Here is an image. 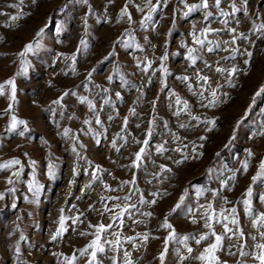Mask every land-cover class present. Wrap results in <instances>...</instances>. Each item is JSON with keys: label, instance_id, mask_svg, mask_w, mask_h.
<instances>
[{"label": "rangeland", "instance_id": "obj_1", "mask_svg": "<svg viewBox=\"0 0 264 264\" xmlns=\"http://www.w3.org/2000/svg\"><path fill=\"white\" fill-rule=\"evenodd\" d=\"M235 2L241 7V0ZM126 3L132 15L131 24L127 17L119 18ZM185 3L199 4L200 0H169L166 7L159 6L153 21L141 27L147 8L140 12L137 6L144 8L145 0H131L130 3L129 0H111V3L109 0H87L86 3L84 0H36L35 3L32 0L22 3L0 0V13H5L0 15V84L15 77L16 85L11 112L6 111L10 88L6 87L5 95L0 96V164L12 159L21 162L12 169L0 170V193L4 195L0 199V264H18L15 252L18 241L20 259L25 264H63V258L73 254L77 257L75 264H88V257L80 256L79 250L94 238L95 228H90L89 224H112L113 227L102 234L101 242L115 240L113 233H119L121 241L119 251L105 243V253L97 256L98 264H112L114 255L117 264H124V251L131 253L133 264H160L158 257L169 231L161 227L165 217L175 228L177 239L169 242L164 264H179L177 253L187 255L179 242L180 237H190L187 245L193 248L194 255L212 242L210 238L197 245L192 237L198 238L207 231L199 205L212 202L219 211L222 200L213 199V192L231 201L224 205L225 208L236 207L245 234L243 241H225L223 249L217 253L220 261L237 264L243 259V264H257L251 258H241L236 247L231 249L237 253L234 256L228 254V249L230 244L244 243V250L251 252L257 242L251 237H259L242 203L243 193L250 185L254 211L264 212V204L259 201V195L264 194V179L252 181L264 159V136L259 134L264 131V94L256 95L264 88V34L253 28L254 24L264 23V0H248L247 17L243 11L236 17H221V9L231 12L229 5L233 0H222L219 9L215 7V0H209L208 9H200L185 18ZM9 4L17 7H8ZM205 12L212 13L208 21L204 20ZM17 14L22 18L11 21L10 17ZM223 19L229 21L228 25L219 22ZM193 25L196 34L205 27L215 30L207 34L203 47L192 43ZM228 28H235L236 33H229ZM41 29L43 33L37 36ZM239 33L247 39L241 38L231 44L233 36ZM37 43L39 48L35 47ZM27 44H32L34 51L20 57L18 53ZM188 47L196 49L193 53L197 57L195 64L185 59ZM208 47H213V51L208 52ZM233 49L237 50L235 54ZM247 52L252 56L248 57ZM165 53L168 71L162 77L158 71L159 57ZM73 54L76 55L75 64L68 59ZM149 60L153 63L145 74L142 69ZM205 62L211 67H206ZM25 65L27 71H23ZM234 66L238 70L231 77L227 71L223 75L215 71L216 67L230 70ZM89 72H92L90 78ZM197 72L209 77L207 85L197 81ZM109 76H112L111 81ZM183 76L189 77L187 83L192 85V91L187 83L177 79ZM162 78L165 86L160 83ZM229 80L233 86H229ZM213 89H216L217 102L215 106L204 107L213 99L210 95ZM202 90L204 98L200 96ZM65 91H74L77 95L65 97L61 102L63 107L53 104ZM173 91L188 101L189 110L174 114L182 105L175 104ZM117 92L122 99H117ZM79 96L87 97L96 105L101 125L95 123L96 116L87 105L79 103ZM105 100L109 103L105 104ZM153 100H156L155 109ZM129 109H134L135 115L130 114ZM12 115L27 122V131L23 125L14 132L8 130ZM69 116L74 118L69 119ZM109 116L114 119L109 121ZM192 116L199 117V121ZM125 117H128L126 128L123 127ZM85 119L91 123L84 125ZM149 121L153 122L151 137L147 135ZM203 121H214L215 127ZM182 124L186 127L181 128ZM64 128L71 129L70 137L60 134ZM88 128L92 132H88ZM22 131L23 137L19 135ZM72 134L79 141L75 145L79 157L71 151ZM173 134L180 139L176 140ZM145 138H149L147 146L142 143ZM113 139H116L119 152L111 146ZM79 144L84 147L80 148ZM161 144L166 149L163 154L156 151V145ZM140 147H146L147 154L138 167H133L135 153ZM176 148H181L182 152L174 151ZM247 150L253 152L251 158ZM245 160L249 165L246 173L241 168ZM30 161L36 162L34 170ZM176 161L183 162L177 164ZM49 164L54 165L51 175ZM95 165H100L102 171L98 173L100 180L92 183L90 173ZM161 165L170 171L162 172ZM73 167L78 169L75 177ZM85 169L89 174H85ZM17 170L19 178L12 177L14 183H6ZM233 172L237 177L235 182L229 181L233 190L221 192V180ZM33 177L39 185L36 196L28 188ZM89 183L92 186L86 188ZM103 184L115 191H106ZM201 192L203 194L198 195ZM152 193L160 195L153 197ZM141 195L146 201L156 199L157 202L141 205ZM181 196L185 199L173 212ZM108 197L119 199L109 200ZM125 203L136 207L125 213L122 224L121 218L113 221L119 209L105 211V205L113 208L115 204L123 206ZM61 208L69 217L66 221L68 231L53 242L51 236L58 227ZM189 208L196 212L195 217L189 215ZM145 212L152 215H142ZM75 216H80V220L72 224L71 218ZM193 218L197 223H191ZM214 228L218 233L223 232L220 225ZM81 232L88 235L81 236ZM144 232L149 233L146 245L138 238V234ZM21 235L25 238L22 241ZM129 237L135 239L128 242ZM185 264L199 262L190 259Z\"/></svg>", "mask_w": 264, "mask_h": 264}, {"label": "snow or ice", "instance_id": "obj_2", "mask_svg": "<svg viewBox=\"0 0 264 264\" xmlns=\"http://www.w3.org/2000/svg\"><path fill=\"white\" fill-rule=\"evenodd\" d=\"M20 2L22 3L23 0H20ZM33 3L36 2V0H32ZM84 2L86 3L87 0H84ZM109 2L111 3V0H109ZM131 2V0H129V3ZM181 2H183V0H181ZM222 0H215V7L216 8H220ZM169 3V0H155V3H153V0H145V6L144 8H141L139 6H137V11L140 12H144L145 8H147V14L144 16V18L141 20V27H146L148 22L153 21V14L157 13L159 6L161 4H163V6H167ZM247 4H248V0H241V7H237L235 0H233V3L231 5H229V7L231 8V12H226L223 11L222 9L220 10V16L221 17H229L230 15L232 17H236V14L243 11V15L245 17L248 16V11H247ZM8 7H12L15 8L17 7V5L15 4H9ZM185 7L187 8V11H185L183 13V16L185 18L189 17L192 13H195L196 11L200 10V9H208L210 7L209 4V0H200L199 4H186L185 3ZM0 15H5V13H0ZM212 16L211 12H205L204 14V20L208 21L209 18ZM123 17H127L129 24H131L133 22L132 20V15L129 12V8H128V4L126 3L125 6L123 8H121L120 13H119V18H123ZM22 18L21 14H17V15H12L10 17L11 21H17L19 19ZM119 18L118 21L119 22ZM220 23L224 24V25H228L229 21L227 19H223L219 21ZM236 23L239 24L240 21L239 19L236 20ZM8 26V25H5ZM253 28L255 31L260 32L261 34H264V23H261L259 25L254 24ZM43 29L40 30V32H37L36 35L40 36L43 33ZM215 31L214 29H211L209 27H205L203 29H201L199 34H196L195 32V25H193V32L191 33L192 35V43L198 46L203 47L205 45V41H206V37L207 34H209L210 32ZM228 32L229 33H236V29L235 28H228ZM201 37H204V39H202ZM247 39V37L243 34V33H239L233 36L232 40H231V44H236L238 39ZM147 39V38H145ZM208 44H212L211 41H207ZM229 43L228 41H225V44ZM81 44L85 45V48L87 47V45L85 44V42L83 40H81ZM39 43L36 44V48H39ZM126 46L127 43H126ZM183 46V45H182ZM137 48H139V45H136ZM215 47H219V45H215ZM34 51V47L32 44H27L24 46L23 51H21L20 53H18V55L20 57H24L26 56L29 52ZM79 51V49H78ZM196 51L195 48L192 47H188L187 48V55L185 57L186 60L191 61L192 64H195L197 57L193 55V53ZM208 52H212L213 51V47H208L207 48ZM237 50L233 49V53L235 54ZM61 55V54H58ZM111 55V53H110ZM247 56L251 57L252 53L251 52H247ZM168 56L167 53H165V55L159 57L160 60V67L158 69V71L161 73L162 77L164 75L167 74V68L165 67V61L167 60ZM232 58H235V55H233ZM68 59H70L73 64H75L76 61V55L73 54L71 57H68ZM227 59V57L225 58ZM23 63V62H22ZM153 61H147V63L145 64L144 68L142 69V71L147 74L149 68H151ZM245 63H248V60H245ZM205 66L206 67H211L210 65H208L205 62ZM137 67H140V62L137 61ZM238 69L234 66L232 69L230 70H226L222 67H216L215 71L217 73H220L221 75H223L225 73V71L228 72V76L231 77ZM23 71H27V66L25 65V67L23 68ZM73 74H75V69L73 68ZM155 74V73H153ZM65 75H67V73H65ZM197 81H203L204 85H207L209 83V77L201 75L199 72H197ZM92 76V72L88 73V77L90 78ZM177 79L182 80V82L187 83L189 80L188 76H183V77H177ZM108 80L111 81L112 80V76L108 77ZM151 83V79H149V84ZM162 86H165V81L162 78L160 81ZM188 89L189 91H192V85L190 83H187ZM229 86H233L231 84V81L229 80ZM8 87L10 88V92L8 94V100H9V104H8V108L6 109L7 112H11L12 111V107H13V103L15 102L16 99V85H15V77L13 78H9L8 80L4 81L3 84H0V96H4L5 95V88ZM85 88H87V85H85ZM104 92H107L108 89H104ZM69 94L76 96V92L72 91H65L63 93V95H61L58 99L54 100L52 103L55 105H58L60 107H63L62 105V101L64 100L65 97H67ZM260 94H264V88L260 89L259 92L256 93V95H260ZM172 96H175V104L180 106L182 105V107L179 109V111H177L176 113H174L175 115H179L181 111H187L189 110V104L188 101L186 100H182L174 91L171 92ZM210 95L213 97L212 100L209 101L208 104L203 105L204 107H209V106H215L217 100H216V89H213L212 92L210 93ZM200 96L201 98H204V91L202 90L200 92ZM116 97L117 99H122V97L120 96V93L117 92L116 93ZM78 101L80 104H86L88 107V110L93 113V115L96 116L95 119V123L97 125H101V120L99 118V116L96 114V105L89 100L87 97L85 96H79L77 97ZM105 104H108L109 101L105 100L104 101ZM152 105H153V109H155L156 106V100L152 101ZM54 111V110H53ZM129 113L132 115H135V110L134 109H129ZM64 113H61V116H63ZM69 119H73L74 117L69 116ZM109 121L113 120L114 117L113 116H109L108 117ZM193 120H197L199 121V117L197 116H192ZM91 123L90 120L85 119L83 121L84 125H89ZM152 121H149V132H148V137H151L152 132H151V127H152ZM203 123H207V124H211L213 127H215V122L214 121H203ZM128 124V117L124 118L123 121V127L126 128ZM19 125H23L24 126V131H27V122L24 120H20L18 119L15 115H12L10 118V124L8 126V130L9 131H15L17 129V127ZM137 127H139V125H137ZM181 128H185L186 125H180ZM123 130V129H122ZM209 131H211L212 129L209 128ZM24 131L20 132L19 135L20 136H24ZM88 132H92L91 128H88ZM63 137L68 138L70 137L71 134V129L70 128H64L62 133H60ZM261 136H264V131H261L259 133ZM119 135V134H117ZM174 138L176 140H179L180 137L175 136V134H173ZM122 138V137H121ZM71 139L73 140V146L71 148V151L76 154L79 157V152L77 151V147L75 146L76 144L79 143V141L77 140L76 136L74 134L71 135ZM201 140L205 139V137H200ZM44 143H47V141H44ZM96 143L99 144L100 141L99 139L96 140ZM137 143H140V141H137ZM143 145L147 146L149 144V138H145L143 140ZM112 147L116 148V151L119 152L120 149L118 147H116V139L112 140ZM80 148H83L84 145L83 144H79ZM185 147H187V145H185ZM202 147V145H201ZM176 152H182L181 148H176L173 149ZM156 151L157 153L163 154L164 151H166V149L164 148V146L161 145H156ZM146 147H140L139 151L135 153V160L133 161V167H138L139 166V162H142L143 157L146 155ZM27 155V154H25ZM253 155V152L251 150H247V156L249 158H251ZM185 159H187V157L185 156ZM183 161H176L177 164L182 163ZM20 160L19 159H12L9 160L3 164H0V170L2 169H12L17 165H20ZM33 170L35 169V161H30ZM89 166L92 167L91 161L88 162ZM248 161L245 160L241 163V168L243 169V171L246 173L248 171ZM53 168L54 165L49 164L48 165V169H49V174H53ZM160 169L162 172H167L170 171V169H167L164 167V165L160 166ZM102 171L100 165H95L90 173L91 175V181L92 183L100 180V176L98 175V173ZM78 174V169L76 167H73L72 169V175L73 177H75ZM85 174H89L88 170L85 169ZM20 176V171H13L11 173V176H9L6 180V183L8 184H13L14 181L12 179V177H17L19 178ZM237 179L236 177V172H233L231 176L227 177V179H223L220 182V191H232V187L229 186V181L235 182ZM258 179H264V159H262L260 161L259 167H258V171L256 173V175H254L252 177V181L253 183L257 182ZM92 183H89L87 185H85L86 188H90L92 186ZM127 183V182H125ZM132 183H135V178H133ZM72 181L69 182V186H71ZM103 187L106 191H115V189H111L110 186L108 184H103ZM29 191L33 193L34 196L38 195L39 193V185L36 183L35 178L33 177L32 182L28 185ZM9 191H14V189H9ZM82 194H83V189L81 190ZM203 193H198V195H202ZM153 197H157L158 193H152L151 194ZM213 199H221L222 203L221 206L219 208V211H217L214 208V205L212 202H208L206 205L205 204H201L199 205V209H202L203 211L200 212V216L201 218L204 220V228L207 229V231L203 234H200L198 236V238L196 237H192L195 240V243L197 245H201L202 242L208 241L210 238L212 239L211 243H208L207 246L203 247V250L200 251L198 254H193V248L189 247L187 245V241L190 239V237L188 235H185L183 237L179 238V242L181 244L184 245V249L187 252V255H183L181 253H177L178 255V261L179 264H185L186 261L190 260V259H194L196 261L199 262V264H222V262L220 261L217 253L220 252L223 247H224V243L225 241H232L233 239H236L238 241H243L245 234L241 228V222L240 219L237 215V209L235 206L231 207V208H225L224 205L225 204H229L231 203V201H229L227 199V197H221L219 192H213ZM243 196L245 197L242 200L243 206H244V213L245 215L250 219L251 222V226L253 229H255L258 234L259 237L257 238V236H252L251 239L253 241H257L254 245H253V250L251 252L249 251H245V244L244 243H240L238 245H229V249H228V254L229 255H236V252L231 251V249L233 247L237 248V251L239 253V256L241 258L247 259V258H251L253 261H256L257 264H264V212H255L252 206V196H253V188L250 185L247 190L243 193ZM4 195L2 193H0V199H3ZM27 200V197L25 198ZM101 199L103 200L104 197H101ZM109 200H116L119 199L118 197H108ZM125 199H129L128 197H126ZM185 197L181 196L180 197V202L177 203L176 207L173 208V212L176 211V208H179L181 206V203L184 201ZM259 201L264 204V194L259 195ZM29 202H35V201H29ZM156 199H153L151 201H146L144 199V197L141 195L139 203L141 205L148 203L150 205H154L156 203ZM13 207L15 208V205H13ZM75 207V206H73ZM136 205L132 204L129 205L127 203L123 204V206H121L120 204H115L113 208H108L107 205H105V211H115V209H119L118 212H115V215H113L112 220L115 221L117 218H121V224L123 223L122 217L125 215V213H128L130 208H135ZM90 210H91V206H90ZM64 209L61 208L60 209V216L59 219L57 221L58 223V227L56 228V231L52 234L51 236V241H56L58 238H62L63 235L68 231L67 227H66V221L69 219V217H66L64 215ZM188 213L189 215H191L192 217L196 216V212H194L191 208L188 209ZM142 215L144 216H148L150 217L152 215L151 212H145L142 213ZM72 220V224H76L79 220H80V216H75L71 218ZM136 223H139V221H134ZM191 223L195 224L197 223V220L195 218H193L191 220ZM214 225H220L223 228V232L222 233H218L217 231H215ZM90 228H95V232H94V238L83 248L79 250L80 256H87L88 257V264H98L97 261V256L98 254L101 253H105V247L104 244L107 243L109 244L114 250L119 251L120 249V244L121 241L119 239V233H113L114 236H116V239L113 241H102V234L106 233L110 228L113 227L112 224H108V225H104V224H98V225H91L89 224ZM162 228H164L165 230H169L168 231V235L164 238V246H163V251L160 252L159 254V261L160 264H164L165 261V256L168 252V244L170 241L176 240L177 239V233L175 228L173 227L172 224H170L168 222L167 217H165L162 225ZM81 236H85L88 235V233L85 232H81L80 233ZM138 238L141 240V242L143 244H147V241L149 240V233L148 232H144L142 234H138ZM155 238V237H154ZM24 236L21 235L20 236V240H24ZM128 242H131L133 239V237H129L127 238ZM133 248H136V245L133 244ZM15 252H16V256L18 258V264H25V262L20 259L21 257V251H20V246H19V241L17 242L16 248H15ZM53 255L55 256H59L61 254L59 253H53ZM77 257L75 254H73L72 256H65L63 258V264H75ZM123 259H124V264H133V261L131 259V253L128 251H124L123 252ZM112 260V264H117V257L114 255L111 257ZM224 264H226V262H224ZM237 264H243V259H241L240 261L237 262Z\"/></svg>", "mask_w": 264, "mask_h": 264}]
</instances>
